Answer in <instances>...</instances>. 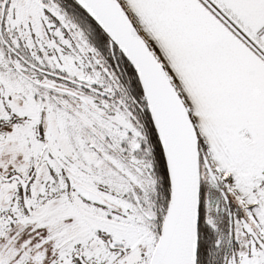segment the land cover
<instances>
[{"label": "snow or ice", "instance_id": "obj_1", "mask_svg": "<svg viewBox=\"0 0 264 264\" xmlns=\"http://www.w3.org/2000/svg\"><path fill=\"white\" fill-rule=\"evenodd\" d=\"M0 264H264V0H0Z\"/></svg>", "mask_w": 264, "mask_h": 264}]
</instances>
